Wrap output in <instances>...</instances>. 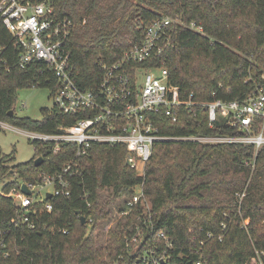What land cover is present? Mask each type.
Masks as SVG:
<instances>
[{
	"label": "trees",
	"instance_id": "16d2710c",
	"mask_svg": "<svg viewBox=\"0 0 264 264\" xmlns=\"http://www.w3.org/2000/svg\"><path fill=\"white\" fill-rule=\"evenodd\" d=\"M40 2L42 0H31ZM56 19L72 23L66 46L70 68L79 83L92 86L100 72L98 62L111 63L137 44L144 28L154 19L181 17L186 24L200 25L203 34L177 27L173 48L158 60L168 70L170 81L181 95L208 102H243L258 86H264V0H47ZM0 58L7 59L8 73L0 76V120L25 130L55 132L74 117L52 107L39 119L14 114L17 90L54 88L56 79L41 61L25 69L18 66V49L0 18ZM13 111L12 115L9 112ZM264 120L256 116L251 131L258 133ZM163 133L170 135L241 136L221 116L209 125L205 111L195 117L179 116L176 123L162 117ZM73 146L53 152L49 145L35 146L34 157L6 166L0 159V174H15L20 182H34L36 172H54L68 162ZM126 146L93 144L78 161L82 177L73 179L70 199H51L52 222L68 233H50L26 226L8 225L15 214L13 197L0 193V264H114L123 255L124 264H143L140 248L130 257L125 252L122 222L105 233L101 222L109 207L129 196L141 181L125 163ZM42 157L36 167L34 159ZM88 193L93 224H81ZM103 193H107L106 198ZM143 193L154 213V231L172 242L169 259L162 264H185L201 258L205 264H248L259 258L264 264V145L170 141L154 145L146 164ZM131 215L126 225L133 224ZM222 224L225 229H222ZM208 233L211 235L208 237ZM105 235L103 245H98ZM158 242L157 248H163ZM197 251V252H195ZM258 253V255H257Z\"/></svg>",
	"mask_w": 264,
	"mask_h": 264
},
{
	"label": "built area",
	"instance_id": "2783aa9c",
	"mask_svg": "<svg viewBox=\"0 0 264 264\" xmlns=\"http://www.w3.org/2000/svg\"><path fill=\"white\" fill-rule=\"evenodd\" d=\"M0 18L18 49V66L25 69L32 62L41 61L51 69L56 79L54 88H49L52 107L74 117L73 122L62 125L55 132L25 130L0 120V129L23 132L34 147L46 144L53 152H58L64 145L73 146L68 162L60 169L54 172L38 170L34 182H24L30 194L20 190L22 182L5 194L13 197L16 207L8 225L26 226L53 234L68 233L66 227L53 224L54 204L51 199L71 198L73 179L82 177L78 161L87 154L91 145L124 144L127 150L125 163L141 181L131 187L129 196L117 199L109 207L112 227L120 220L127 228L129 235L124 236V246L130 257L137 255L142 247L141 258L138 259L143 264L166 262L169 259L167 249L172 242L162 231H154V213L143 193L145 168L154 145L170 141L226 142L251 144L257 151L264 145V122L258 133L251 131V124L256 116L264 120V86L256 87L243 102L220 99L204 102L194 98L192 92L181 95L179 87L170 81L167 68L158 60L165 51L173 48L175 28L187 26L203 34L200 25L194 21L186 24L181 17L154 19L144 28L141 40L123 51L118 59L111 63L99 61L100 72L92 86L82 85L73 75L69 66L70 51L66 46L73 25L67 19H56L47 0H0ZM2 49L0 46V52ZM9 70L7 59L0 58V76ZM198 110L206 112L209 125L221 116L229 126L247 134L176 136L161 131L160 118L176 123L180 115L195 117ZM87 197L88 193L83 189L78 198L85 201L88 215H78L84 216V224L90 229L93 218ZM130 215L134 219L133 224L126 225ZM222 229H225L224 224ZM158 242H162L163 248H157ZM251 263L262 264V261L253 258ZM114 264H124L123 255L118 256ZM190 264L205 263L199 258Z\"/></svg>",
	"mask_w": 264,
	"mask_h": 264
},
{
	"label": "rangeland",
	"instance_id": "374dc122",
	"mask_svg": "<svg viewBox=\"0 0 264 264\" xmlns=\"http://www.w3.org/2000/svg\"><path fill=\"white\" fill-rule=\"evenodd\" d=\"M264 79V71L260 74ZM53 101L51 91L47 87H28L17 90L14 114L17 117H26L30 119H39L43 110L51 109ZM35 147L29 141L27 136L21 131L0 129V159L6 157L5 165L10 167L14 164L26 162L34 157ZM20 179L15 174H0V193L4 187H19ZM38 189L34 188V191ZM45 188L44 190H49ZM108 194L103 193V197ZM112 217L100 223L102 229L107 233L109 227H112ZM106 236L101 235L98 245H103ZM248 264H252L251 261Z\"/></svg>",
	"mask_w": 264,
	"mask_h": 264
},
{
	"label": "water",
	"instance_id": "95a60500",
	"mask_svg": "<svg viewBox=\"0 0 264 264\" xmlns=\"http://www.w3.org/2000/svg\"><path fill=\"white\" fill-rule=\"evenodd\" d=\"M12 114H13V111H10V112H9V115H12ZM42 161H43L42 157L38 156V157H36V158L34 159V165H35L36 167H38V166L42 163ZM20 190H21L23 193L27 194V195L30 194V190L28 189L26 183H24V182H22V183L20 184ZM47 197H50V195L47 194ZM76 213L79 214L80 212L77 211ZM79 220H80V223H81V224H84V223H85V218H84L83 215H79ZM186 264H190V262H187Z\"/></svg>",
	"mask_w": 264,
	"mask_h": 264
}]
</instances>
